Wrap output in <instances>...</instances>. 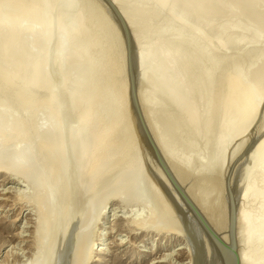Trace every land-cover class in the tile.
<instances>
[{
    "label": "bare ground",
    "instance_id": "1",
    "mask_svg": "<svg viewBox=\"0 0 264 264\" xmlns=\"http://www.w3.org/2000/svg\"><path fill=\"white\" fill-rule=\"evenodd\" d=\"M48 1L49 0H47V2L46 1L43 2L41 0L40 1L31 0L29 10L27 7L28 4H26L27 13H29L31 9H33V11L35 10L38 11L37 9L38 6L40 7L38 8L41 10L42 8L44 10L45 8L44 6H47L46 11L44 10L45 12L42 11L40 12L42 14H38L40 15L39 22L41 20L42 21L41 23H36V21L33 22L30 19L25 18L24 15L26 13L25 12L26 8L22 10V12L24 11V13L21 12V14L23 15V19L19 18L17 15L13 16L14 13H12V11L10 15L7 14V16H5L3 13V17H0V71L4 72L2 74L4 79L6 77L5 74H7L8 78L6 77V80L8 79L12 82V80H14L15 78L16 85H18L17 81L21 82L20 79L19 81L15 77L17 73L16 71L21 69L20 70L21 72L18 71L19 74H21L22 73L21 67H23V71H25V73L26 71L29 72V75L25 76L24 80L22 79L23 81H25L24 87L25 86L26 87L25 88L22 87L21 84H24L23 81H22L23 83L20 84L21 85L20 89L23 88L21 89L23 91H26L24 89L28 88V86L29 88H31V86H34V88L35 87L48 88L51 89V92H56L58 90L56 89V87L53 88L52 84L50 83L51 81L47 79L49 58L53 63L54 67L57 70H59L62 75V82L60 85V89L62 90L63 102L65 104L64 107L65 112L71 115L77 114L76 119L68 120L66 125H70V127L62 128L61 126L58 125L59 123L58 117L61 116L63 112H56L58 115L53 114L52 111L51 113H49L50 109H52V103L51 101H49L45 105L42 104L43 106L41 105L42 107L40 106L41 108L38 111H35V113H33L34 118L32 121L34 123L36 122V124L33 125L34 127L32 126V129L34 128V134L36 135V137L41 141H43L42 145L48 146L46 147L48 148L50 156L52 158L55 157L58 158L59 160V157H57V155L59 156L61 155L62 160L61 158L60 160L63 161V158L65 157L66 163L64 160L65 163L64 166H66L68 163V168H71L73 170L75 169L74 173L77 174L75 175L77 179V181L75 180V182H78V187H80L84 191V193L86 192V194H82L83 202L78 201L76 206L78 205V203L79 206L77 208L75 207L76 209L74 208L75 228L71 235V239L69 240L70 243H68V247L66 249L65 260L63 258L61 264H68L70 262H72L73 264H88V260L86 259L85 256L87 251H88L87 253H89L90 250L91 253L93 252L98 256H102L106 253L112 241V237L110 235L104 234V235H100V239L98 240L99 241L98 247L96 249H93L94 247L91 246L92 243L89 246L82 245V242L85 240V237L87 241V236H88L87 232L89 230L88 229L89 226L95 222L94 220H96L95 218H92V214L94 213V210L97 208V207L95 208V206H97V201L96 202L92 201L94 197L95 200L97 199L96 197H98L99 198L98 202H101L102 200L103 203H108L109 201H117L119 203H127V204L128 203L142 204L150 201L151 203L153 202L159 204L161 203V201H159L160 199L158 195L159 192L157 191L158 192L157 193L155 191L157 189L155 188L156 185L154 186V184L157 183H153L152 185V182L147 180L149 179L147 175L149 174L150 171L149 172L147 171V166L145 163H144L145 166L141 165V162H143L142 161L143 158L142 159L140 158L141 162L139 161L138 157H136L134 160L133 155H131V157L129 158V155L131 153L129 150H127L126 154H124L126 158H123L124 160L122 161V163L119 162L120 164L118 165L119 167L117 166L116 168V166L113 164L114 165L113 167H115V169L118 170L114 171L110 167L111 161H113L110 159L112 157L115 158L116 156L115 152L118 149V147L121 145V143L125 141L126 142L131 141V143L134 142L132 139L133 131L130 128L129 130L126 131L123 127H121V122H119L118 120V114H120V111H122L124 106L126 105L125 102L128 101L127 99L128 85L125 79L123 80V82H121V86H122L121 88L123 89L122 101L118 96L119 97L118 99L120 100L118 102V99L115 96L117 95V90H118L117 85H119L117 81L118 67H119L118 69L119 73L120 72L123 73L121 70H124L125 72L126 62L124 55L125 53L123 51L124 49H121L122 52L120 51L121 53V54L119 53L120 56L118 54L119 60H116L119 62L116 63L118 64V66L116 67L115 58H114V61L112 59L113 62L108 63V65L110 66L106 64L108 66L107 68L105 64H103L104 61L102 63L104 56L102 60L100 59V62L98 60V56L100 55L99 54L100 52L98 53L99 54L98 56L96 55L97 57L93 55L96 49L94 51L95 46L94 48L91 47L92 41L88 39L90 40L91 44L86 43L87 38H90L94 33L95 28L93 29V27L95 26H90L91 25L90 23H89L90 25L84 26L85 24L83 23L85 22V19L83 23L81 22L84 14L82 15L83 11H81V8L78 7V4L77 7L79 9L76 8L77 11L76 9H74V13H73V14H77L74 15L76 17L72 19L74 21L70 20L73 16L70 19L67 18V20H69L68 23L72 22L70 23V25L68 24L69 25L68 26L66 25L67 24L66 19H65L66 24L64 23L63 20L64 17L63 18L56 17L57 19L55 18V20L52 19L53 17L52 13L55 10L54 9L55 7L53 6V4L49 5L52 3V1L49 2ZM62 1L63 0H60V4H59L61 6V9L64 7L62 9V12L65 11L64 9L67 10L68 8H73L74 0H65L63 2ZM98 1L100 2L101 5L104 6L108 14L112 16L118 27V30H120L119 25L117 24V21L115 20V17L113 16L109 7L103 2V0H98ZM110 1L115 5V7L121 14L122 18L126 22L131 32L132 40L134 43L133 61L136 71L137 96L143 112V116L154 138V141L157 144L165 162L167 163V166L171 170V173L174 175L179 185L185 190L186 194L193 201V203H195L197 208L201 211V213L204 215V217L209 222V224L214 228V230L218 234H220L225 241H228V231H227L228 222L227 220H225V218L228 217L224 218L225 220L223 221L224 223L223 226L225 227L224 229V227H221L222 225L220 226V223H222L220 222L221 219L220 221L217 220L215 217L216 213L213 214L215 209L213 203H211V205L207 203L208 204L207 206L204 199L205 197L203 196L204 197L203 198L202 194L198 193L199 190L196 193L197 190L195 191V189H193L192 186H188V184L187 185L185 184L186 182L185 177H189L191 174L190 170L195 169L196 166H197L196 168L199 169V171L197 170L198 173L195 171L193 177H195V175L199 173L204 174L206 176L205 173H208L210 171L211 174L212 169L214 172V168L211 167L214 166L212 164L214 163L213 158H215L214 155L216 153L218 154L220 150L217 149L219 150L217 151L215 150L216 146L215 148L213 147V150H215L216 152L214 155H211L212 157L210 158L211 151H213L211 145L212 146L214 145L215 140L217 144V141H219L220 138H222L223 136L222 133H220V131L216 134L213 133L214 125L217 124L216 123L217 117L223 112V109L221 108H223V106L225 107L228 106L225 104H228L229 102L233 101L238 91L244 89L243 90L244 95L242 94V96H240L241 99L239 101L234 102L235 109L233 110L231 109L232 113L234 114L236 113L238 116V112H239L240 115L239 117L243 120L246 117L248 119L249 115L252 116L253 113L257 111L260 102L264 97V60H263L264 47L261 50L262 45H260L263 44L261 42L262 38L258 34L253 32L254 30L252 28L249 29L245 26H242L238 22H230L223 26H219V25L216 26L214 24H209L204 21L203 18L205 15L225 7L226 5L225 0H110ZM261 1L263 0H233L234 3L233 2L232 3L233 5H238V7L240 6L242 10V11L240 10L241 12L245 11L246 13H248V15H251V19L254 20L253 22H255L256 20L257 25L258 24L262 25V20L264 16L262 14L260 15L258 11ZM45 2L48 3V5H46ZM61 2L63 6L61 5ZM43 3H45L44 6H41V4ZM75 3L77 2L75 1ZM152 3H157L158 5L154 6V4ZM21 4L22 2H20V5ZM24 4H22L23 7ZM233 5L232 7L228 6V8H233ZM60 6L58 8H60ZM13 9L15 11V5ZM86 9H89V7H87ZM164 9L170 10V12H167L170 14L169 15L162 14L161 12ZM67 11H69V9ZM188 12L189 13L195 12L196 14H199L198 16L199 20L192 21V19L190 18H193L196 15L194 16L193 14L190 13L191 15H193V17H190V15L188 17L187 15ZM91 14H93V12H91ZM60 16L62 17V15ZM87 17L89 18V16ZM98 17H96V19H101L100 17L99 18ZM201 17L202 20H200ZM98 24L101 25V23L99 22ZM81 25L84 27H82ZM99 27L100 26L97 27L98 30ZM102 27H100L101 30ZM77 31L81 32L78 34L82 36L81 37L82 39L79 36L80 40L76 39V37L78 38L76 33ZM233 31H238L240 34L238 36H234L231 38L225 37L227 32H233ZM73 34L74 35L76 34L75 35L76 37H73ZM84 35L85 36L87 35V37L85 38ZM103 37L104 35L102 36V38ZM119 38L121 40V37ZM262 41H264V39ZM98 42H99V38H98ZM256 42L257 43L259 42L258 44L261 46L260 49L255 48L256 49L255 50L253 48L254 50L251 49V51L249 50L250 52H248V50H246L245 48L243 50L244 51L243 53L240 52V50L245 46L247 45L249 46V44L254 45ZM98 45L101 44L98 43ZM223 46L226 47L227 49L229 48V50H232L234 53L218 52V49ZM49 50H50V54L48 55ZM111 50L113 51V49ZM117 50H119V48ZM102 51L103 50H101V56H102ZM152 53L154 54V56L152 55ZM150 56H153L154 58ZM150 58H153L154 60L155 58H158L157 60L160 59L161 63L164 65L161 66L159 60L158 62L161 68H163L165 72H171L173 74L174 78L171 75L172 81L171 82L167 81L166 85L164 84L163 80L166 82V79H168V77L170 78L169 73H168V77H166V73H165L164 74L165 76L163 75L162 77H160L161 79L159 80L161 82L162 87L163 84L164 87H166L163 88L164 90L166 89V93L169 95V98L173 96L170 98L171 100L172 99L174 100L176 98V96H174L176 91L178 90L177 92L179 93V90H181L180 92L181 95H179L178 93H177L178 95L177 94L175 95H177V98L178 97L180 98L182 96L180 98V102L183 101L184 103L188 102L189 103L188 105H190V106H186L185 110L183 109V107L181 108V110L182 109L184 110L183 116L182 114H180L182 112H179L178 110L180 109V106L175 101L176 99L174 100L175 102L173 101L175 105H177L175 107H173V105L169 106L168 100L167 102H165L163 98L162 99L164 102L163 103L159 102L160 100L158 98L161 99L162 97L159 95V93L162 92V90L161 91L157 90L156 87L157 86L159 87L160 85L158 81L156 82V79L152 78L153 76L151 77V74L154 69L153 67H155L154 70L156 72V68L157 66H159V64H157L156 62L153 61V59L151 60ZM152 61L154 63L151 67L150 65ZM100 63L103 65H101ZM8 66L9 68H11L10 70H8L9 69ZM158 69L159 68H157V71ZM102 73L104 74L102 75ZM155 75L159 76V74H155ZM99 76H104V78H106V81L105 79L103 80L106 85L108 84L106 82L107 81L109 82V87L107 85L108 90L104 91L101 88V86H103L102 83L103 78L101 79V77ZM248 76L249 78L252 76L251 84H249V86L245 83L244 80V78ZM21 77L24 78L23 75ZM1 80H2V76H1ZM8 80L5 84L7 85L9 83L8 85H12V83ZM98 80L101 82H98ZM153 80H155V82ZM0 83L2 84L1 81ZM156 83H158V85H156ZM5 84L4 86L6 87ZM246 85L248 87H246ZM97 87L99 88V90L100 89L103 90L102 92L100 91L99 93H97L96 91L97 98L99 99L102 98L100 99V106H99V99L97 102L95 101V99L94 101L92 99L93 102L91 100L90 101L88 100L90 104L89 106V104H86L85 102V100L88 98V96L85 93L88 92L90 93L92 90L95 92V89H97ZM145 87L149 88L150 91L152 90V92L150 93L146 92L144 90ZM14 88H16V86ZM180 88H183V90ZM11 89H7V90L11 91ZM18 91H19V87H18ZM0 92H1L0 95H2L3 91ZM94 92L93 93L91 92L92 94L90 95L96 96V93L94 94ZM16 93L19 94V96H21V93L19 92ZM166 93L165 91H163V94ZM240 93L242 92L240 91ZM85 96H87V98H85ZM78 97L79 99L77 101H79L78 103L79 105H77L76 102V99ZM82 97L85 98V100L83 99L85 104L90 107L88 108L89 112L87 113H85L84 110L83 111L81 110L83 109V107H81L80 109V104L83 101V100L81 101ZM166 97L165 99H167ZM179 98L177 100L178 102H179ZM101 101L103 105H101ZM11 102L9 100V103ZM115 102H118V107L116 111L115 110L113 111L111 109V106ZM1 105H0V169H1L0 171L2 170L6 171L10 173L9 175L13 174V176L14 174L17 173V176L23 175L25 176L26 180L27 179L30 180L29 185L32 188V191L31 190L29 191L32 192L31 196H32L33 204L35 203L34 206L37 205L38 207V211H37L38 223H36L38 227V233L41 232L40 234L42 233L45 234V232H47L54 219V215L56 212V203H57L56 200L57 199L59 200L60 198V196L58 198V195H57V199L55 198L56 195L54 196V193H56L55 192L56 188L54 190L53 189L54 185L53 186L51 185L57 179L54 180L53 177L55 175L52 177L51 175L52 169H51V174H49V176L51 175L53 180L51 181L50 177L47 176L45 170L47 168L46 165L49 164H45V163H47V160L49 158L47 157L48 159L46 158L44 159V157L41 156L42 153L39 150H37V146L34 147V149H31L33 147L30 146L33 145L32 144L29 145L30 135L28 136L26 132L25 134L27 136L25 137L22 132L21 136L23 137L20 138L21 143H20V139H19V143H14L15 140H13V138L16 139L18 135L15 134L16 137H12V142L10 141L9 144L8 142L9 138L13 136L15 132H17L16 130L17 128H19L18 126L20 124H18V121H15L14 111H13L14 116L11 115L10 117L8 114L5 113L3 109L7 105L6 106L2 105L4 106L3 108H1ZM12 105H14V103ZM83 105L84 104L82 103L81 106ZM9 110H11V108H9ZM221 110L222 112H220V114L218 115L219 111ZM231 110L229 111L230 112L229 114H231ZM20 112H21L20 114L26 113L22 110H20ZM17 114L19 116V113ZM229 114L227 115L225 111V115L224 114L222 115L225 116L226 118V116H229ZM223 116H219L218 119H220V117L223 118ZM234 116H232V119L234 118L233 122H235L236 124L237 120L235 121L236 118ZM25 117L31 118L32 116L30 115L29 117L25 115ZM237 119L239 118L237 117ZM230 120H227V122L232 121ZM2 121H4V124H2ZM22 121L25 122L24 119H22ZM243 121H246V119ZM243 121L241 122V125L242 123L244 124ZM226 124L228 125V123ZM226 124L224 123V126ZM235 124L234 123L230 124V126L231 125L234 126ZM134 125L136 127V124ZM217 126H215V129ZM197 127L199 128V130H197L198 131L197 134H200L203 142L201 146H198L197 145L198 143H196V141L194 140L196 137L194 132H195V128L198 129ZM238 127L239 126L237 125L236 128ZM241 127H243V125ZM137 128H138V132H141L139 125ZM222 128L224 127L222 126ZM218 129L220 130L221 128ZM236 130L240 131L241 129L239 127V129ZM246 130L247 128L245 129V131ZM224 133L226 134L225 128L223 130V134ZM241 133H243V131H241ZM228 134H226L225 141L226 144H228L229 146V143L232 142L233 138L235 139V136L231 134V136H233L232 138L230 134L229 135ZM141 137L143 136L141 135ZM238 137L239 136L237 135V138ZM94 138L96 140H94ZM220 141L223 142V140ZM6 142H8L7 145H5ZM144 143H146L145 140ZM48 144L51 145V147ZM221 144H222L221 152L223 156L222 155L220 156L221 158L225 157V160L223 159L224 161L221 160L223 161L221 162L222 165L223 163H225V161H227L226 156L224 154H227L228 153L227 151L229 150L224 149L225 147L228 148V146L223 145L224 142ZM217 146H220V144ZM146 147L147 150L149 151L148 152L149 159H152V163H154V165L156 166L159 177H161L162 178L161 180H164V183H166L167 186L169 187L170 194L168 200L170 202L168 203V205L171 203V205L173 206L172 211L175 210V212L177 213L178 217L182 221V222L180 221L181 225L183 224L185 225V230L183 229L184 230L183 232L184 233L186 232V238L190 244L189 250L193 257L192 259L193 264H224V262L226 264H233L231 254L225 249L221 250L216 245L215 241H213V239H211L209 235L205 232V230L200 225L198 220L194 217V215L185 205L184 201L181 199V197L178 195V193L169 183L168 179L166 178L161 168L155 161L153 154L149 149L147 143H146ZM47 148L45 149L46 151ZM207 149L210 151L208 152ZM206 150L207 153L209 154V155L207 154V157L204 155L206 154L204 153ZM239 150L240 149L237 150L236 148V150L232 154V157L234 156V154L239 152ZM224 151H226V153L223 154ZM213 153L214 152H212V154ZM220 156H218V160H220ZM232 157L228 156L229 160L232 159ZM55 158L54 160L57 161V159ZM127 158L129 161L127 160ZM131 158L133 159V161L131 160ZM249 159L250 161L252 160L251 168L249 167L247 170L242 171L243 173L238 169V171L241 173L237 175L240 176L241 174L242 176H240V179L237 177L236 180L239 179L240 181L243 178L245 179L242 186L239 187L235 183L236 187L233 186L234 188L233 192L231 186L232 197L234 201H236L237 203V210H236L237 244H238L239 256L241 258V264H264V138L260 139L250 150L249 156H247V159L245 160H249ZM103 160L105 161L103 162ZM52 161L50 160V164ZM51 166L52 164L49 167ZM215 166H217V162L215 163ZM223 168L221 166V169ZM216 169L215 171L218 170ZM240 170L243 169L241 168ZM222 171L223 170H221V172ZM59 172L61 173V171ZM112 172H114L115 180L114 179L111 180L113 181L111 183H109L110 182L109 181L107 183L108 184L107 189H104L105 191L103 192L102 189L101 190L102 195L99 194L101 189L100 187L101 186L103 187V184L107 180L106 177H110L111 175L109 176V174ZM56 173L58 172L56 171L55 174ZM192 174L190 177H192ZM203 176L201 177L203 178ZM208 179L210 180V178ZM104 180L105 182L102 184V181ZM24 181L25 180L23 179V182ZM99 183H101V185ZM56 185L57 183L55 184V186ZM233 185H234V181H233ZM59 187L62 188L63 186H59ZM58 189L59 188H57L56 190L57 192ZM206 191L208 190L206 189ZM28 193L30 194V192ZM99 195H101V197ZM209 197L207 196V199ZM76 198L77 197H74V199ZM164 198L162 202H164V200L166 199ZM154 206H157V204ZM162 206L160 208L161 209L160 212L162 215L161 217L163 218V220H167L169 219L170 215L169 213H167V211H165L166 208L164 207L162 208ZM159 207L160 206H158V208ZM219 212L221 211L219 210ZM224 213L226 214V212ZM134 216L132 217V219H134L132 222L137 225L138 223H141L143 215L142 216L140 215V218L136 215ZM136 218L138 220H136ZM157 220L159 221V219ZM157 220L154 221V224L155 222H157ZM78 223L82 224V226L78 225ZM151 226L152 224H150V227L148 228L146 227L145 230L147 229L148 232H152V233L161 232L160 226L159 228L154 227L155 225L152 227ZM77 227L80 231L77 230ZM80 227L82 229H80ZM76 241H78L77 247L76 250L73 251L71 250V248L73 247ZM191 255L189 254V256ZM99 258L100 257H98V260ZM34 264H39V263L35 261Z\"/></svg>",
    "mask_w": 264,
    "mask_h": 264
},
{
    "label": "rangeland",
    "instance_id": "2",
    "mask_svg": "<svg viewBox=\"0 0 264 264\" xmlns=\"http://www.w3.org/2000/svg\"><path fill=\"white\" fill-rule=\"evenodd\" d=\"M41 1H43V2L46 1L47 2V0H41ZM49 1H52V3L49 4V5L53 4V6L55 7L54 8L55 10L52 13L53 17L51 16L52 19L55 20L56 17H58V18L59 17L60 18L64 17L63 18L64 23L67 21L66 22L67 24L65 23L66 25H68V24L70 25V23H72V22L68 23L69 20H67V18L70 19L73 16L70 20L74 21L72 19H74L76 17L74 15H77V14H73L74 13V9H76L78 7L81 8V11H83L82 15L84 14V16H85V17L83 16V18H82L83 21L81 20V22L83 23L84 19H85V22L83 23V24H85L84 26L90 25V24H91L90 26H95V27H93V29L95 28L94 29V33L92 34V36L89 35L91 37L87 38V40H86L87 42L86 43L91 44L90 40L92 41L93 45L91 44V47L94 48V46H95L94 51L96 49L95 52L93 51L94 52L93 55H95V57H97L100 54L98 56L99 62H100V59L102 60L103 56H104V59L102 60V63L104 61L103 64H105V66L107 68H108V66H110V65H108V63L113 62L114 58H115V64L118 62L116 60H119L118 57L121 54L120 51L122 52L121 49H124L123 51L125 53L124 55H125V62H126L125 63L126 64L125 65V72H124V70H121L124 74L120 72L121 73V75H120L119 70H118L119 67H118V69H117V71H118L117 72V81H118L119 85H117L118 86L117 87L118 90H117V95H115V96H116L117 99L120 97V99L122 101L123 89L121 88L122 87L121 86V82H123V80L125 79L127 81V85H128V95H127L128 96L127 97L128 101L125 102L126 105L124 106L123 110L120 111V114H118V120H119V122H121V127H123L126 131L129 130V128H130L134 132V133L132 132L133 138L131 137L134 142L132 141L133 143H131V141H127V142L125 141V142L121 143V145L118 147V149L115 152V155H116L115 158L112 157L110 159V160H113V161H111V165L112 166L110 165V167L114 171H117L118 169L116 170L115 167H113V166L115 165L116 168H117V166L120 165L119 162L122 163V161L124 160L123 158H126V156H124V154H126L127 150H129L130 153H131L129 155V158L131 157V155H133L134 158H133V156H132V158L135 160V158L138 157L140 162H141V159L143 158V160H142L143 162H141V165L145 166V164H146L147 171L148 172L150 171L149 174H148L149 176L147 175V177L149 178L147 180L151 181L152 185H153V183H157V184H154V186L156 185L155 188L157 189L155 191L159 192V193L158 192L157 193H158L159 198H160L159 201H161V203H159V204L158 203H153V202H152L153 203L152 204L150 201H148L147 203H142V204L141 203H131V204L128 203L127 204V203H119L117 201H109L108 203H103L102 200H101V202H98V199H99L98 197H96L97 198L96 200H95V197H94L92 199V201L93 202L97 201V206H95V208L96 207L97 208L95 209L96 211L94 210V213L92 214V218H95L96 220H94L95 222L92 223L89 226V228H88L89 230L87 232L89 237L86 234L87 241H86V237H85V240L82 242V245L83 246H87V245L89 246L92 243L91 246L94 247L93 249H96L98 247V243H99L98 240L100 239V235H104V234L110 235L112 237V241H111V244L109 245L108 250L102 256H98L97 254H95L93 252L91 253L90 250H89V253H87L88 252L87 251L85 256H86V259L88 260V264H102V263L103 264H193V260H192L193 257L191 255L190 250H189L190 249V244L187 241L186 232L185 233L183 232L185 230V225L183 223H182L183 225H181L182 221L178 217L177 213L175 212V210L172 211L173 206L171 205V203L168 205V203L170 202L168 200L169 199V194H170L169 193V187L167 186L166 183H164V180H161L162 178L159 177L158 170H157L156 166L154 165V163H152V159H149V153H148L149 151L147 150L146 143H144L143 137H141L142 133L138 132V128H137L138 127V125H137L138 122H137V119H136V116H135V113H134V110H133L132 99H131L130 77H129V71H128V65H127V51H126V45H125V41H124L122 32L120 30H118V27H117L114 19L112 18V16L110 14H108V12L104 8V6L101 5L98 0H84V1L83 0H74L73 1V4H74L73 8H68L69 11H71V12L67 11L68 9L67 10L64 9L65 11L62 12V9L64 7L61 9V6L59 5L60 4V0H49ZM63 1H65V0H63ZM75 1L77 3H75ZM9 2L10 3L12 2L14 4H12V3L10 4ZM20 2H22V4L25 3L24 7H23L22 4H21L22 6L20 5ZM62 2H61V5H62ZM232 2H233V0H225V4H226L225 7L221 8V9H218V10H215V11L205 15L204 18H203L204 21L206 23L214 24L216 26H218V25L219 26H223V25H226V24H228L230 22H238L242 26H245V27H247L249 29L252 28L254 30L253 32L258 34L263 40L264 39V17H263V20H262V25H260V24L257 25V21L255 20L256 23L253 22L254 20L251 19V15H248V13H246L245 11L241 12L242 11L241 7L240 6L238 7V5H233L234 2L233 3ZM45 3L41 4V6H44ZM83 3H84V5H83ZM26 4H28V6ZM30 4H31V0H30V2H29V0H12V1L11 0L10 1H8V0H0V5H1L0 6V12H1L0 13V17H3V13H4L5 16H7V14L10 15L11 11H12V13H14L13 16L17 15L19 18L23 19V15L21 14V12H22V10H24L26 8V6L28 7V10H29L30 9L29 8ZM77 4H78V7H77ZM152 4H154V6L158 5L157 3H152ZM14 5H15V11L13 9ZM46 5H48V3H46ZM232 5H233V8H228V6L232 7ZM59 6H60V8H58ZM20 7H22V8H20ZM38 7H37L38 11H36V10L33 11V9H31L30 10V12L32 11L31 14H30L29 11H28L29 13H27V8H26L25 12L27 13V16H26V13H25V15H24L25 18L30 19L33 22L36 21V23H41L42 21L40 20V22H39L40 15H38V14H42V13H40L42 11L45 12L47 6H44L45 7L44 8L45 11L43 10V8L41 10V9H39L40 7L39 8ZM87 7H89V9H86ZM16 8H17V11H16ZM3 9H5V10H3ZM56 9H57V11H56ZM76 11H77V9H76ZM258 11H259L260 15L262 14L264 16V0L261 1V4L259 5V10ZM33 12L36 13L37 16ZM91 12H93V14H91ZM167 12H170V10L164 9L161 13L165 14V15H169L170 13H167ZM22 13H24V11ZM190 13L193 14L194 16L196 15L197 19H196V16L193 17V15H191ZM190 13L188 12L187 15H188V17H189V15H190V17H193V18H190V19H192V21L193 20L194 21H196V20L198 21L199 20V18H198L199 14H196L195 12H190ZM33 14H34V16H33ZM30 15H31V17H30ZM60 15H62V17ZM90 15H93V16H90ZM95 15H97V16H95ZM87 16H89V18ZM98 16L101 19H96V17H98ZM90 17H93V18H90ZM65 19H66V21H65ZM91 20H92V22H91ZM200 20H202V17H201ZM98 22L101 23V25L98 24ZM96 23H97V25H96ZM102 23H103V25H102ZM84 26H82V27H84ZM98 26H100V27L103 26L102 30H101L100 27H99V30H98V28H97ZM76 33H77L78 38L75 36L76 34L75 35L73 34V37H76V39L80 40V38L82 36H80L78 34L81 33V32L77 31ZM239 34L240 33L238 31L227 32L225 37L231 38V37H234V36H238ZM103 35H104V37L102 38ZM79 36H80V38H79ZM93 36H94V38H93ZM86 37H87V35L85 36V38ZM114 37H116V38H114ZM119 37H121V40H120ZM98 38H99V42H98ZM88 39H90V40H88ZM101 40H102L103 44L101 43ZM262 40H261V42L263 44H260V45H262V47L258 44L260 42L259 41L258 43L256 42L254 45L253 44L252 45L249 44V46L248 45L245 46L244 48H242L240 50V52L243 53L244 52L243 50L245 48H246V50H248V52H250L251 49H253V48L254 49L255 48L256 49L257 48L260 49V47H261V50H262V48L264 47V41H262ZM115 41H117V42H115ZM98 43L101 44V45H98ZM115 45H116L117 48L115 47ZM103 46H104V49H103ZM110 48L113 49V51L115 50L114 53H113V51ZM118 48H119V50H117ZM100 49L103 50L102 51V56H101V50ZM228 50H229V48L227 49L226 47L223 46V47H220L218 49V52H223V53L224 52L225 53H232L233 52L232 50H229V51ZM263 50H264V48H263ZM49 54H50V50L48 52V55ZM118 54H119V56H118ZM114 55H115V57H114ZM152 55L154 56L153 53H152ZM153 56H150V57H153ZM153 58H150V59L152 60ZM112 59H113V61H112ZM157 59L158 58H155V60H157ZM155 60L153 59L154 62L159 64L158 61L160 59L157 60V61H155ZM148 61H149V59H148ZM153 61L151 62V65H150L151 67H152V65L154 63ZM160 63H161V60H160ZM103 64H101V65H103ZM149 64H150V62H149ZM117 66H118V64H116V67ZM161 66H164V65L161 63ZM161 66H160V64H159V66H157V68H159V69L157 71V68H156V72L154 70L155 67H153L154 69L152 68L153 72L151 74V77L153 76L152 78L156 79V82L158 81L160 86L159 87L157 86L156 88L159 91L162 90V92H160V93L163 94V91H165V93H166V89L164 90V88H166V87H164V84L166 85L167 81L171 82L172 81L171 75H172L173 78H174V76H173V74L171 72H165V70L163 68H161ZM8 68H9V66H8ZM21 68H22V73L19 74V72H21L20 71L21 69L17 70L16 71L17 73H16L15 77L17 78V80H19V79L21 80V82L17 81L18 85H20L21 83L24 82V84H21L22 87H24L25 81H23V80L25 79V76L29 75V72L26 71V73H25V71H23V67H21ZM10 69L11 68H9L8 70H10ZM159 70H160V72H159ZM0 72H1L0 75L2 76V80H1V76H0V81L2 82V84L0 83L1 84L0 85V88H1L0 91L4 92V93L2 92V95H0V99H1L0 100V105L1 104L4 105V106L7 105L6 107L1 105V108L4 107L3 109H4L5 113L8 114L10 117H11V115L14 116V114H15V116H14L15 117V121H18V124H20L18 126L19 128H17V130H16L17 132H15L14 135L10 137L11 139L9 138L8 142L10 144V141L12 142V137H16V135L18 134L16 139L13 138V140H15V142L14 141L13 142L14 143H19V139L23 137V136H21L22 132H23L24 137L27 136L25 134V132L28 134V136L30 135V144L29 145H31V144L33 145V146H30V147H33L31 149H34V147L37 146V150H39L42 153L41 156L44 157V159L45 158L46 159L49 158L51 161L53 159V161L51 162V164H52L51 167L52 168L49 167L51 165L49 159L47 160V163H45V164H49V165H46L48 170L46 168L45 172L47 173V176L50 177L51 181L53 180V178H54V180L57 179L52 184L51 183L50 184L52 186L54 185L53 186L54 190H55V188H56V190H57V188H59L58 192L60 193V195H59V193L56 190H55V192L57 194L54 193V196L56 195L55 196L56 199H57V195H58V198H59V196H60V198H59V200L58 199L56 200L57 201V203H56V212H55V215H54L53 222L51 223V226L49 227L47 232H45V234L44 233L40 234L41 232L38 233V227H37V224H36V223H38V221H37L38 220V214H37L38 207H37V205L34 206L35 203L33 204L32 196H31L32 188L29 185L30 180L29 179L26 180L25 176H23V175L21 176L20 174H19L20 176H17V173L14 174V176H13V174L9 175L10 173H8L6 171H3V170L0 171V264H34L35 261H37L39 264H61L62 259L64 258V260H65L66 249L68 247V243H70L69 240L71 239V235H72V233L74 231V228H75V224H74L75 223V221H74V219H75L74 208L75 207L77 208L79 206V203L76 206L78 201L79 202L80 201L83 202L82 194H86V192L84 193V191L80 187H78V182H75V180L77 181L76 176H75L77 174L74 173L75 169L73 170L71 168H68V163L66 165L67 167L64 166V164L66 163L65 157L63 158V161H61L62 160L61 155L60 156L57 155V157H59V160H58V158L54 157L55 159H57V161H58L57 162L56 160H54V158H52L50 156L49 150L47 148L48 146L46 145L47 146L46 147L45 145H42L43 141L38 139L36 137V135L34 134V128L32 129V126L35 125L36 122L34 123L32 120L34 118L33 113H35V111H38L43 105H45L49 101H51V103H52V109H50V112L48 111L49 113H51V111H52L53 114L58 115L56 112H63V114L58 117V122H59L58 125L61 126L62 128L70 127V125H66L68 120L76 119L77 114L71 115V114H68V113L65 112V108H64L65 104L63 102L62 90L60 89V85H61V82H62V75H61L60 71L57 70L54 67V65L51 62L50 58L48 60V76H47V79L49 81H51L50 83L52 84L53 88L56 87V89H58L56 92H51V89L42 88V87H39V88L35 87L34 88V86H31V88H29L28 84H27L28 88L24 89L26 91H23V90H21L23 88L20 89L21 85L20 86L16 85V81H15L16 79L15 78H14V80H12V82L7 79L8 81H10L12 83V85H8L9 83L6 85L5 83L7 82V80H6L7 74H5L6 77L4 75V77H5V79H4L3 75H2L4 72H2V71H0ZM154 73L155 74H159V76L155 75ZM165 73H166V77H168V73H169L170 78L168 77V79H166V82L163 80V82H164V84H163L164 88H163L159 79H161L160 77H162ZM18 74H19L20 77L18 76ZM103 74L104 73H102V75ZM22 75H23L24 78L21 77ZM249 76L244 78L245 83L248 86H249V84H251V78H252V76L250 78H249ZM99 77H101V79L103 78L102 79L103 86H101V84H100L101 88L104 91L108 90L109 82L108 81L106 82V83H108L107 84L108 87H107V85L103 81L104 79L106 81V78H104V76H99ZM153 81L155 82V80H153ZM98 82H101V81L98 80ZM158 83H156V85H158ZM4 84L6 85L7 88L4 86ZM247 85H246V87H248ZM15 86H16V88H14ZM18 87H19V91H18ZM98 87H97V89H95V92L93 90L91 92L92 93L94 92V94L96 93V91H97V93H99L100 91L102 92L103 90H101V89L99 90ZM7 89H11V91L7 90ZM180 89L183 90V88H180ZM13 90H15V91H13ZM144 90L146 92H148V93L152 92V90L150 91V89L147 88V87H145ZM243 90L244 89L240 90L242 93H240V91H238V93H237L238 97L236 95L233 101L229 102L228 104H225V105H228V106H226V107L223 106V108H221V109H223V112H222V110L219 111L218 115L220 114V112H222L219 116H223L222 114L225 115V111H226V114L228 115L230 113L229 111L231 109L232 110L235 109L234 108L235 107L234 102L239 101L241 99L240 96H242V94L244 95V91ZM177 91H176L175 94L178 93ZM16 92L21 93V96L23 95L24 97L23 96L22 97L19 96V94H17ZM22 92H24V93H22ZM25 92L26 93L28 92V93L26 94ZM91 92L90 93L89 92L85 93L88 96V98H87V96H85V98H87L85 100V98L82 97V99L80 98L81 101L84 99L86 104H89L90 100L92 101V99H93V101H94V99H95V101L97 102L98 99H99V98H97V93H96V96H94V95H90V94H92ZM180 92H181V90H179V93H178L179 95H181ZM14 93H16V94H14ZM160 93H159V95L162 96L161 99L163 98L165 100V102H167V100H168L169 106L173 105V107H175L177 105H175L174 102L175 101L177 102V104L180 106V109H178V110H179V112H182V113H180V114H182V116L184 114V110H185L186 106H190V105H188L189 104L188 102H186V103H184V101L180 102V98L182 96L180 98L178 97L179 98V102H178L177 101L178 100V98H177L178 94L177 95L174 94V96H176V98H175L176 100L174 99L175 100L174 101L173 99L172 100L170 99L173 96L170 95L171 97L169 98V95L167 93L163 94V95H161ZM184 93H185V91H184ZM121 94H122V96H121ZM166 95H167V97H166ZM182 95H183V93H182ZM3 96H4V98H3ZM165 97L167 99H165ZM78 99H79V97L76 99L77 105H79L78 104L79 101H77ZM100 99H102V98H100ZM100 99H99V106H100ZM158 99L160 100L159 102H161V103L164 102L163 99L162 100L160 98H158ZM9 100H10V102L11 101L12 102L9 103ZM84 100L81 102V104L83 103L84 105L81 106V104H80V109H81V107H83V109H81V110L82 111L84 110V112L87 113V112H89L88 108H90L89 107L90 104H89V106L86 105ZM102 101H101V105H103ZM119 101L120 100L118 99V102ZM118 102H115V103L112 104L111 109L113 111L114 110L116 111V109L118 107ZM13 103H14V105H12ZM8 107L11 108V110H9ZM37 107H38V109H37ZM182 107H183L184 110L183 109L181 110ZM20 110H22V111H24L26 113L25 114H20L21 113ZM232 110H231V114H229V116H226V118H225V116H223V118L220 117V119H218L219 116L217 117V120H216L217 124L214 125V130L215 131L213 130L214 134L218 133L219 131H220V133H222V135L224 137L222 136V138H220V140H223V142H224L223 145L224 146L225 145L228 146V144H226V141H225L226 139L225 138H226V134H228L229 131H230V133H229L230 136H231V134L233 136H235V139L233 138V136H231L233 138L232 142L229 143L228 148H226V147L224 148V149H228L229 150V151L226 150L228 152L227 154H224V153H226V151L223 152V154L226 156V159H227V161H225L226 164L223 163L221 165V162H223L225 160V157L221 158V156H220V155H222V152H221V149H222L221 145L222 144L221 143H223V142L219 140L220 142L217 141V144H216V140H215L214 141L215 143L213 142L214 145L213 146L211 145L212 150H213V147L215 148V146H216L215 150L219 149L220 152H218V154L217 153L215 154V152H216L215 150L211 151L210 158L212 157L211 155L215 154L214 155L215 158H213L214 163H212V164L215 166V163L217 162V166H215V167L211 166V167L214 168V172H213V169H212V173H211L212 175L210 174L211 171L208 172V173H205L206 176L204 174H200V173L197 174L199 169H197L196 168L197 166H196L195 169L190 170V173L191 174L193 173L192 177H190L191 176L190 173H189L190 174L189 177H185V180H186L185 184L186 185L188 184V186H192V188L195 189V191L197 190L196 193L199 190L198 193L202 194V197L203 196L205 197V198L204 197L203 198L205 199L206 204L209 203V205H211V203H213V206L215 207L213 214L216 213L215 217H216L217 220L220 221V219H221L220 222H222V223H220L218 221L220 223V226L222 225L221 227H224L223 226L224 225L223 221L227 220L228 228H229V210H230V208H229L230 207L229 186H230V184H232L231 185L232 186V192L234 191L233 186H235V187H236V185L239 186V187L242 186V184L245 181V179L243 178L242 180L239 181L240 176H242V175L240 174V176H238L237 174L241 173L242 171L247 170L249 167L251 168L252 160L250 161V159L249 160H245V159H247V156H249L250 150L254 147V145L260 139L264 138V97H263L262 101L260 102V105H259L257 111L255 113H253L252 116L249 115L248 119L246 117L245 118L246 121H243L245 119L242 120L239 117L240 116L239 112H238V116H237L236 113L235 114L232 113ZM13 111H14V114H13ZM17 113H19V116L21 118L18 116ZM53 114H51V115H53ZM132 114H133V116H132ZM25 115L29 116V117L31 115L32 119L28 118V117H25ZM231 115L232 116L235 115L234 116L236 118L235 121L237 120L236 124H235V122H233L234 118L232 119ZM17 116H18V119H17ZM22 116H24V117H22ZM237 117L240 119V121H239V119H237ZM27 118H28V120H27ZM22 119H24L25 122H23ZM227 120H230L231 122H229V121L227 122ZM241 120L244 122V124L242 123L244 128L241 127L242 126L241 125V122H242ZM218 122H219V124H218ZM232 122L236 126L235 125L234 126L231 125L232 126L231 127L230 124H233ZM222 123H223V125H222ZM224 123L225 124L228 123V125L226 124L227 126L226 125L224 126ZM245 123H246V125H245ZM2 124H4V121H2ZM134 124H136V127H135ZM217 125H219V126H217ZM237 125L241 129L240 131L236 130V129H239V127L236 128ZM215 126H217L216 129H215ZM222 126L225 128L226 134L225 133L223 134L224 128H222ZM228 126L230 127V129H229ZM134 127H135V129H134ZM227 127H228V129H227ZM218 128H221V129L219 130ZM246 128H247V130L245 131ZM136 129H137V131H136ZM197 130H199V128L198 129L195 128V132L193 131L195 133V136H196L194 140L196 141V143H198L197 144L198 146H201L203 142H202L200 134H197V132H198ZM221 130H222V132H221ZM237 131H239L240 133H241V131H243V133L240 134ZM31 134H32V136H31ZM242 134H243V136H242ZM228 135H227V137H228ZM237 135L239 136L238 138H237ZM94 140H96V139L94 138ZM8 142H6L5 145H7ZM20 143H21V139H20ZM219 144H220V146H217ZM39 146H40V148L43 146L41 148V150H40ZM49 146L51 147V145H49ZM46 148H47L48 152L45 150ZM236 148H237V150L238 149H240V150H239V152L234 154V156L232 157V154L236 150ZM35 150H36V148H35ZM43 150L47 154H45ZM207 150L204 152V153H206V154H204L206 157H207V154H208ZM219 150H217V151H219ZM209 151L210 150H208V152ZM212 152H214V153L212 154ZM217 155L220 156V160H218V156ZM228 156L232 157V159L229 160ZM60 158H61V160H60ZM132 158H131V160L133 161ZM64 160H65V163H64ZM116 160H117V162H116ZM127 160H128V158H127ZM221 160H223V161H221ZM104 161L105 160H103V162ZM94 162H95V160H94ZM116 163H117V165H116ZM54 164H55V166H54ZM219 164H220V166H219ZM56 166H57V168H56ZM218 166H219V169H218ZM221 166H222V168L223 167L224 168L221 169ZM216 167H217V169L220 172H221V170H223V171L220 173L216 169ZM49 168H50V170H49ZM241 168L243 170H240ZM51 169H52V174H51ZM215 169L217 171H215ZM238 169L241 172H239ZM64 170H66V171H64ZM72 170H73V173H72ZM56 171L58 172V173H56L57 175L55 174ZM59 171H61V173ZM195 171L197 172L196 174L198 175V178H197V175H195V177H193L194 174H195ZM76 173H78V172H76ZM49 174H51L52 177L54 175L55 176L52 178L51 175L49 176ZM58 174H59V176H58ZM113 175H114V172L110 173L109 174L110 177H106L107 178L106 182L104 180V181H102V184L104 182L107 184L109 181H110L109 183L113 182V181H111L113 179L115 180V175L114 176ZM200 175L201 176L204 175L203 178ZM235 175H236V177H235ZM57 176H58V178H57ZM237 177L239 179L236 180ZM208 178H210V180ZM23 179L25 180L24 182H23ZM233 181H234V185H233ZM54 183L55 184L57 183V185L55 186ZM105 183L103 184L104 188L102 186L100 187L101 189H100L99 194H101V195H102L101 190L103 189L102 190V192H103V191H105L104 189H107V187H108V184L106 185ZM235 183H236V185H235ZM99 184L101 185V183H99ZM201 184H202V186H201ZM59 186H63V187L61 188ZM201 187L202 188L204 187V188L202 189ZM206 189L208 191H206ZM29 190H31V191H29ZM203 190H204V192H203ZM211 190H212V192H211ZM28 192H30V194ZM62 192H63V194H62ZM212 194H213V197H212ZM28 195H30L31 197L28 196ZM101 195H99V196L101 197ZM206 195L208 197L210 196L209 197L210 199L209 198L207 199ZM74 197H77V198L74 199ZM163 198L165 199L164 202H162ZM150 204H152V205H150ZM156 204H157V206H154ZM166 205H167V207H166ZM158 206H160V207L158 208ZM161 206H162V208L163 207L166 208L165 211H167V213H169V215L171 216L170 217L168 215L169 219L163 220V218L161 217L162 216L161 212H160L161 211V209H160ZM207 206H208V204H207ZM99 207H100V210H99ZM216 207H218V208H216ZM167 209H169L170 211L167 210ZM219 210L221 212H219ZM217 211H218V213H217ZM224 212H226V214ZM134 215L138 216L139 218H140V215L141 216L143 215L142 216V221H141V223H138V225L132 222L134 220V219H132V217ZM225 217H228V218H225ZM137 218H136V220H138ZM224 218H225V220H224ZM157 219H159L160 222ZM155 220H157L158 223L155 222V224H154ZM178 223H179V225H178ZM140 224H142V225H140ZM150 224H152V226L155 225L154 227H157V228H159V226H160V229H161L160 231L161 232L158 231L159 233H157V232H153L152 233V232H148L147 229L145 230L146 227L147 228L150 227ZM78 225L82 226V224H80V223H78ZM225 226H226V223H225ZM80 229H82V228L80 227ZM224 229H225V227H224ZM77 230H79L78 227H77ZM227 231L229 232V229H227ZM77 242L78 241H76L74 243V245L71 248V250H73V251L76 250ZM189 254L191 256H189ZM97 256L100 257L99 258L100 261L98 260ZM172 259H173V261H172ZM68 264H73V263L70 262Z\"/></svg>",
    "mask_w": 264,
    "mask_h": 264
},
{
    "label": "water",
    "instance_id": "3",
    "mask_svg": "<svg viewBox=\"0 0 264 264\" xmlns=\"http://www.w3.org/2000/svg\"><path fill=\"white\" fill-rule=\"evenodd\" d=\"M103 2L109 7L110 11L112 12L113 16L115 17V20L117 21V24L119 25V28L122 32L125 45H126V51H127V65H128V71H129V77H130V88H131V99H132V105L133 110L138 122V125L140 127V130L142 132V136L145 140V142L148 144L149 149L151 150L153 157L159 167L161 168L162 172L168 179L171 186L175 189V191L178 193V195L181 197V199L184 201L185 205L188 207V209L191 211V213L194 215V217L198 220L200 225L203 227L205 232L209 235L213 241H215L216 245L222 250L225 249L228 251L232 256L233 264H241V258L239 256L238 251V244H237V235H236V227H237V203L234 201L232 197L231 192V184L229 186V198H230V210H229V232H228V241H225L223 237L218 234L214 228L209 224V222L206 220L204 215L201 213V211L197 208L195 203L189 198V196L186 194L185 190L179 185L177 180L175 179L174 175L171 173V170L167 166V163L165 162L157 144L154 141V138L149 130V127L145 121V118L143 116V112L141 109V106L139 104L138 96H137V90H136V71H135V65L133 61V49H134V43L132 40L131 32L122 18L121 14L115 7V5L110 0H103ZM224 264H226L224 262Z\"/></svg>",
    "mask_w": 264,
    "mask_h": 264
}]
</instances>
